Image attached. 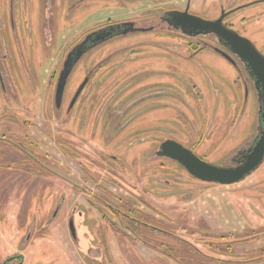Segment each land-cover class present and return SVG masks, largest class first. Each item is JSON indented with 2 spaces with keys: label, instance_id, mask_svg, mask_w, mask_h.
Instances as JSON below:
<instances>
[{
  "label": "rangeland",
  "instance_id": "obj_1",
  "mask_svg": "<svg viewBox=\"0 0 264 264\" xmlns=\"http://www.w3.org/2000/svg\"><path fill=\"white\" fill-rule=\"evenodd\" d=\"M186 1L8 0L5 5L0 0V18L3 24L1 33L8 45L6 55L9 57V68L13 72L11 76L14 80V94L0 95V114L3 108L8 109L17 114L20 121L11 123L13 118L11 121L4 119L7 116H2L0 133H6L7 128L11 129L14 135L17 134L20 140L25 141L19 142V146L30 150L29 143L34 145L40 154L45 155L38 156L37 160L58 173V176L48 173L32 157L27 158L13 143L0 142V262L14 252L23 256L22 264H80L82 258L91 264H108L107 254H104L102 259H93L83 249L74 248L67 237L66 223L62 224L65 221L58 218L46 226L47 218L44 217L52 210L54 203L51 201H67L68 205L72 201H80V182L83 180L80 164L91 168L90 174L85 172L84 175L85 183L90 182L86 187L91 196L92 193H99L102 197L111 198L112 194H108L107 188L110 185L114 188L116 186L111 183V175L115 173L110 175L104 170L103 173L102 170L96 172L93 167L102 165L101 168L109 171L108 164L113 167L120 165L124 176L131 182L129 187L118 183L121 194L135 197L136 192L140 193L144 201H137L136 205L160 217V225L165 229L180 230L183 227L186 230L182 231L189 233L204 230L217 235H229L230 239H245L231 248L230 252L237 254L264 250V160L250 175L237 183L221 185L192 179H171L176 185L164 189L172 192L169 195L156 196L151 190L156 187L155 177H161L164 183L162 177L167 179L168 175L178 174L180 178H188L185 172H176V167L170 161L162 159L151 158L148 165L144 166L142 162L145 158L136 157L132 151L136 149L135 144L127 148L125 141L122 144L117 143L116 140L121 137H114L110 128L107 137H104L101 128L103 118L98 126L93 127L91 115L89 125L86 122L83 125L85 129L80 126L83 124L80 119L78 122L73 118L63 122L62 128L55 136L70 147L71 152L64 153L58 144L61 141L57 142L58 139L53 135L55 129H58L57 126L48 125L49 122L46 121L52 91L47 88L48 78L51 72L58 69L61 53L66 51L76 37L81 38L108 21L118 22L140 16L141 11L151 14L159 11L160 7L182 9ZM190 1V10L194 9L200 17L218 16L222 7L231 3L246 6L254 2L247 7L243 6L245 8L241 7L242 9L229 20L235 23L236 31L240 35L248 38L264 53V0ZM150 24L151 20L147 25ZM175 35L164 28L140 35L122 36V40L118 38L116 42H108L106 46L100 47V50L91 52V55L101 54L102 57L125 47L130 43V37L149 41L141 47L139 53L142 56L138 58L139 62L128 61L115 70L118 79L114 84L117 83V87L123 92L127 88L133 90L148 85L143 91L146 94L142 96H146L147 92L150 94V91L152 96L146 97L142 105L148 108L144 115L149 120L153 119L149 123L150 135L156 133L158 128H163L165 132H170L171 137L194 149L205 161H223L233 148L249 138L252 133V123L256 118L253 93L249 90L244 115L236 119L234 94L242 89L241 82L238 83V71L207 49L194 56L193 60L183 61L174 54L178 53L172 50L175 47L168 45ZM178 42L182 44L181 41ZM114 53L117 54L112 61L121 60L127 54L124 50ZM184 54L187 52L184 51ZM80 79L79 63L69 88L75 89ZM101 89L96 90V95H100ZM68 92L69 96L71 90ZM79 108L80 100L74 108V115ZM80 135L101 151L118 156L121 163L115 164L106 159L103 161L94 156H86L84 160L77 157L71 142L80 139ZM118 145H121L119 150L116 149ZM35 154L37 155V152ZM19 160L27 161V169L19 170L21 167L12 164ZM142 166L144 168H140ZM31 168L36 170L32 171ZM138 181L142 185L138 184ZM166 183L165 181L164 186ZM119 187L116 186L117 193H120ZM160 197L163 199L158 201L157 198ZM85 220L92 235L93 245H101V241L107 237L104 230L106 226L98 223L89 212ZM27 237L29 243L24 245ZM129 238L136 247V253L143 258L142 261L150 264L153 256L161 261L153 249H147L132 237ZM160 238L171 244L168 236ZM199 238L197 234L189 240L195 242ZM200 243L197 241L198 246ZM110 245L114 253L113 261L126 264L129 258L120 251L118 243L114 240L110 241ZM204 246L205 248L200 247L216 259H238L235 256L237 254H230L225 247L218 246L215 248L217 251H212L214 248L210 246L209 251V244ZM179 252L178 250L174 255L180 256ZM131 261L132 264H142L134 255ZM163 261L164 264L177 263L166 256H163Z\"/></svg>",
  "mask_w": 264,
  "mask_h": 264
},
{
  "label": "flooded vegetation",
  "instance_id": "obj_2",
  "mask_svg": "<svg viewBox=\"0 0 264 264\" xmlns=\"http://www.w3.org/2000/svg\"><path fill=\"white\" fill-rule=\"evenodd\" d=\"M1 3L7 5L8 0H1ZM190 4L191 1L187 0L185 2L184 8L182 9H166L164 7H160L161 9L159 11L151 14H149L150 12L148 11L146 12L141 11L140 16H137L135 18L131 17L132 19L130 18L118 22L108 21L94 28V30L84 34L81 38L80 36L76 37V39L71 43V45L66 49V51L64 53H61L60 55L61 59L58 65V69L57 70L55 69L56 71L54 70L53 72L50 73L47 82V88L48 87L51 88L52 91L50 94V103H49L50 106H49L48 115H46L47 116L46 121L49 122L48 125L57 126L58 129H55L53 134L55 138H57L55 135L62 128L61 126L63 122L68 119L73 118V120L77 122L80 119L81 124L83 123L80 126H83L86 123L87 125H89L90 120L92 118L91 116H93L92 126L96 127L99 125L101 118H103L101 124V128L103 129V136L107 137L108 130L110 128L114 133V137L116 138L121 137V139L116 140L117 143L122 144L125 141L127 143L126 145L127 148L128 146L131 147L135 144L136 149L134 148L135 150L132 151L135 152L136 157L140 156L142 159L145 158V160L142 162L144 166L145 165L147 166L148 161H151L152 159H158V160L162 159V160L170 161L171 164L174 167H176L177 170L176 172H180V173L185 172L188 178H182V177L180 178L178 174L168 175L167 179H165V177H162L164 183L161 181V177H155V180L157 181L155 184L156 187H153V189L151 190L153 191L152 193L155 192L154 194L156 196L163 194L169 195L172 192L170 190L164 189L165 187L168 188L176 185L174 182L170 181L171 179L172 181L175 179L178 180L181 179L183 181H190V179H192V181L198 180L197 178L192 176L179 162L162 155L161 145L164 142L166 141L177 142L183 147L192 151L197 157H199L203 161L205 160L201 156L196 154L194 149H191L189 146L171 137L170 132H165L163 128H158V131L156 133H153L151 135L149 134L150 133L149 123H151L153 119H151L152 120L151 121L147 118L146 115H144L145 113H147L148 108L142 105V101L146 97L152 96L151 95L152 91H150V94H148L147 92L146 96L144 97L142 96L146 94V92L143 91L145 87H147L148 85L140 86L134 88L133 90L127 88L123 92L121 91L120 87L119 88L117 87V83L114 84V82H116L118 79L115 76V70L123 66L124 63L128 61L139 62L140 59L138 58L142 56L141 53H139L140 50L142 49L141 47L146 43H148L149 41L144 40L142 38L130 37L129 38L130 43H128V45H125V47H120L117 50H114L115 52L118 50L120 51L124 50V52L127 53L123 57V59L116 61L111 60L117 54L114 53V51L101 57L100 56L101 54L92 56L91 52H93L94 50L96 49L100 50V47L106 46L107 43L108 42L110 43L111 41L116 42L118 41L117 39L118 38L120 39V37L122 36L140 35V33H145L147 31H157L160 29L163 30L164 28L170 30L176 35L173 38H171V40L173 41L169 42L168 45H172L175 47L172 50H175L178 53L177 54L174 53V54L178 57H181L183 61H191L194 59L193 58L194 56L198 55L203 50L207 49L209 51L214 52L224 60H226L238 71L239 73L238 83L241 82L242 89L241 91H237L234 94L236 98L235 105L237 108L236 119H239L241 118V116L244 115L245 107L248 103L249 90H251L253 93L255 108H256L255 111L256 118L252 123V133L250 137L247 138L238 146H236L235 148H233L229 152V155L225 156L226 158L225 160L223 161L219 160L217 163L214 162L211 164L222 167H229V166L235 167L241 164L245 156L248 154L249 150L254 146L260 133L261 103L258 95L259 91L257 89V85L255 84L254 78L250 74L249 69L246 67V64L236 54L231 52L229 47L225 45L223 41H220L213 33L189 36L186 33L182 32L179 26L169 24V19L167 18V14L173 11L183 12L187 9L189 14L200 17L198 14L194 12V9L190 10ZM252 4H254V2L250 4H246V6L234 5L233 3H231L228 4L227 7H222L221 13L218 16H214V17L207 16L200 18L205 20H216L220 17L221 14H224V17L222 19L223 26L239 34L236 31L235 23L233 21H230L229 18L231 16H234L235 13L240 11L242 8H245ZM12 8L13 5H11V11ZM149 20H151V24L147 25ZM2 26L3 24L0 18V95L5 96L6 94V96H8L14 94V86H13L14 80L11 76L13 72L9 68V62H8L9 57L8 54L6 55V53L8 52V45L5 43L4 37L2 38V33H1ZM178 41H181L182 44H180ZM252 44L255 46L254 43ZM184 51L187 52V54H184ZM259 52L262 55H264V53H262L261 51ZM79 63H80L81 79L78 85L75 87V89L69 88L70 85L72 86L70 82L71 79L73 78L75 70L79 66ZM79 86L80 87L82 86V89L80 93L77 95V97L74 99L75 93L79 88ZM60 88H61V95L58 97L57 92ZM100 88H102L100 95H96L97 93L96 90L97 89L99 90ZM70 90H71V94L68 96L69 93L68 91ZM79 100H80V108L78 112L74 115L73 114L74 108ZM6 110L8 109L3 108L2 110L3 112L0 114V119L2 116L4 117L7 116L6 118L4 117L3 118L7 120H11V118H13L14 122L11 120L12 121L11 123L20 122L17 119L18 118L17 114L9 110L8 112ZM82 128L85 129L84 126ZM5 131L6 133L5 132L0 133V142L6 144L13 143L15 146H17V149L19 151L23 152L27 158L32 157L39 166L41 165V167L44 168L45 171H48V173L55 175L58 174L54 170L50 169L48 166L44 165V163L37 160L38 156L45 157V155L40 154V152L36 149L34 145L28 142L31 146L30 150L22 147L21 145L19 146L18 145L19 142L24 143L25 141L20 140L17 137V134L14 135V133L11 132V129L7 128L5 129ZM207 136L208 134L206 135V138ZM58 141L61 140L58 139L57 142ZM58 144L60 145L61 148H63L64 153L68 154L71 152L70 147H68L62 141ZM71 145L73 147L72 148L73 151H75L74 149H76V156L82 158L83 160L85 159L84 157L86 156H92V157L94 156L95 158L96 157L101 158L103 161L107 160L108 162H112V163L115 162V164L121 163V160L118 156L101 151L99 148L95 147L90 141L88 143L85 137L81 135H80V139L76 141H72ZM120 146L121 145H118L116 149L119 150ZM35 152H37V155L35 154ZM107 156H109L110 158H107ZM103 161L102 163H104ZM26 163L27 161L19 160L13 162L12 164H16V165L20 164L23 167V165L25 166ZM101 166L102 165H97L93 167V170H95L96 172H101L100 170H102V173L104 170L105 173H108L110 175L111 173L112 174L115 173L114 175H111V177L113 176L112 177L113 182L111 183L115 184L117 187H119L118 183L123 184L126 187L130 186L131 182L130 180L128 181V179L124 176L125 173L120 165H119L120 167L119 166L113 167L108 164L109 171H106L104 168H101ZM144 166L140 168H144ZM86 167L88 169H86ZM86 167H83V165L80 164V171H81L82 179L84 180L80 182V197H81L80 201H72L69 205L66 203L67 201H51L52 203H54L51 206L52 210L46 217H44L45 219L47 218L46 226L52 224L53 221H55L58 218H60L59 219L60 221H65L62 222V224L65 225L66 223L65 226L67 228V232H66L67 237L69 238L70 240L69 242H71L74 248H76L77 250L83 249L84 252H87L90 258L93 259H102V256L104 254H107L108 264H118L116 261H113L114 253L112 252L110 245V241L115 240L118 243V247L120 251L122 253H125L129 258L126 260V264H132L131 257L133 255L136 257L137 260L141 261L142 264H149L148 262L146 263V261L145 262L142 261L143 258L136 253V247H134L131 239L129 238L132 237L133 240L138 241L139 243L144 245L145 248L153 249L154 252L158 253V255L161 258L160 259L161 261H159V259H156V257L153 256V258L150 259V261L152 260L150 264H164L163 256L174 259V261L177 262L176 264H207L204 261L206 259L205 257L208 256L211 258H216L210 255L209 252L204 251L202 249L205 248L204 246L206 245L205 242H208L211 239H206V237L203 240L198 239L197 241L201 242L200 243L201 245L198 246L196 240L195 242H191L189 240V239H193V236L197 235L195 234L196 231L189 233L187 231H182L181 229L180 230L165 229V227L160 225L161 223L159 219L160 217H156L146 212L144 209H140L136 205V202L144 201V199L140 197L141 194L138 192H136L135 197H132L129 194L122 195L121 194L122 190L120 187H119L120 189L118 190L120 193H117L116 186L114 188L112 185H110L109 188L107 189L109 190L108 194L110 195L112 194L111 198L102 197V195H100L99 193H92L91 196V193L88 192L89 190L86 187L90 182L85 183V178H84L85 172L88 173L89 170H91V168L89 166ZM7 168H12V167L7 166ZM20 169L22 170V168H19V170ZM31 170L35 171L36 169L31 168ZM37 173L40 174L39 172ZM88 174H90V172ZM116 174H118L117 177L115 176ZM162 176L164 175L162 174ZM59 177L63 179L65 182H69L63 177L61 176ZM165 181L167 182L166 183L167 185L164 186ZM198 181L204 182L201 180ZM138 184L142 185L140 181H138ZM86 193H88L90 196H88ZM174 193H176V191H174ZM159 199L162 200L163 198L161 197L157 198L158 201ZM88 212L92 214V216L96 219L98 223L106 226L104 230L107 234V237L105 234L106 238H104L101 241L102 242L101 245L95 246L93 245V242L91 240L92 235L89 228L86 226V220H85V217L87 216ZM43 226L41 227L42 229H44ZM29 232H31V230ZM209 233L213 234L211 231H209ZM213 235L215 237L229 236L222 234H218V235L213 234ZM161 236H168L171 239V244L161 239L160 238ZM28 238L29 237H27L24 240L23 242L24 245L29 243ZM181 240H185L188 243L193 244L196 250L192 252H187L186 249L190 248V246H186ZM182 244L184 246H182ZM207 247L209 249L210 246ZM178 250L180 251L178 253L180 256H175L174 254ZM197 250H199V252ZM209 251L211 250L209 249ZM181 252L183 254H180ZM229 253L232 255L237 254V252L233 253L230 251ZM243 253L244 252H240L239 253L240 255L239 254L235 255L238 257V259H236L235 262H233L234 260L232 259H223L225 262L223 261L222 263L239 264L242 262L240 261L242 258L240 256ZM81 260L83 263L81 262L80 264H91L85 262L83 258ZM211 262L212 261L210 260V263ZM22 263H23V256L21 257L20 255H18V253H14V252H11L10 255L4 257L3 260L0 262V264H22Z\"/></svg>",
  "mask_w": 264,
  "mask_h": 264
},
{
  "label": "water",
  "instance_id": "obj_3",
  "mask_svg": "<svg viewBox=\"0 0 264 264\" xmlns=\"http://www.w3.org/2000/svg\"><path fill=\"white\" fill-rule=\"evenodd\" d=\"M223 17L224 14H221L216 20H205L189 14L187 9L183 12L173 11L167 14L169 24L179 26L182 32L189 36L213 33L229 47L231 52L236 54L246 64L259 91L258 95L261 103L259 136L254 146L245 156L243 162L235 167L216 166L203 161L192 151L174 141H166L161 147L162 155L179 162L198 180L208 183L230 185L250 175L264 160V55L258 51L249 39L224 27L222 24ZM82 86H79L77 89L74 99L80 93ZM60 95L61 88L57 92V96L59 97Z\"/></svg>",
  "mask_w": 264,
  "mask_h": 264
},
{
  "label": "trees",
  "instance_id": "obj_4",
  "mask_svg": "<svg viewBox=\"0 0 264 264\" xmlns=\"http://www.w3.org/2000/svg\"><path fill=\"white\" fill-rule=\"evenodd\" d=\"M16 165V164H15ZM16 166H19L21 167L22 169H27L24 165L22 167V165H16ZM30 171V170H29ZM183 229L186 230V228H183ZM195 234H198L201 238L199 239H211L210 241L208 242H205V244H209V246H211V248H214L212 249L213 251H217L218 249H215L216 247H225L226 250H231V248L233 247V245H238L240 243V241L242 240H245V239H237V238H233V239H230L231 237L230 236H221V237H215L213 234H210L209 232H206L204 230H196V233ZM186 246H190V248H187L186 251L187 252H192L195 249V247L193 246V244L191 243H188L187 241L185 240H181ZM182 246H184L182 244ZM199 252V250H197ZM173 255V254H172ZM241 260L242 261L241 263L239 264H264V250L263 251H257L255 253H243L241 255ZM206 259L204 260L205 263L207 264H223L222 260L221 259H216V258H211V257H205ZM210 260L212 261L210 263ZM225 262V261H224ZM235 262V260L233 261Z\"/></svg>",
  "mask_w": 264,
  "mask_h": 264
}]
</instances>
